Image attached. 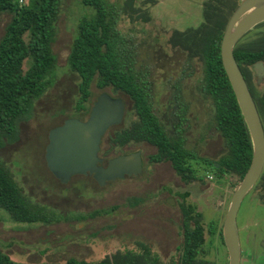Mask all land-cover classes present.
Segmentation results:
<instances>
[{"label":"rangeland","instance_id":"obj_1","mask_svg":"<svg viewBox=\"0 0 264 264\" xmlns=\"http://www.w3.org/2000/svg\"><path fill=\"white\" fill-rule=\"evenodd\" d=\"M111 1L120 4L123 0ZM202 1L155 0L151 4L137 0L142 5L137 15L146 16L148 21H133L134 11L129 17L121 14L116 24L126 40L127 52H130L129 41L136 23L138 28L148 30L149 37L156 30L162 34L160 37H165V30L172 26L183 29L199 24ZM91 11L92 6L80 0H60L52 41L56 55L52 83L35 98L29 112L16 120L15 137H4L0 144V160L8 167L22 192L31 201L47 205L62 218L52 222L16 221L0 207V249L16 260L30 262L61 263L71 256L91 261L104 257L122 260L127 254L134 255L135 261H143L145 257L140 243H145L159 261L170 264L176 260L182 242L179 203L182 201L180 193L186 189L189 191L186 201L192 202L202 213L205 225L203 255L217 264H226V247L217 232L214 236L209 233L208 226L213 219L220 226L222 224L235 188L227 175L213 176L207 182L196 179L184 182L175 176L172 179L163 163L158 164L154 173L146 168L142 174L99 184L87 173H76L62 180L49 170L44 157L49 129L66 116L83 117L77 111L81 109L76 106L80 96L79 75L69 68L67 57L79 19ZM9 18V12L0 15V36ZM143 36L148 39V33ZM263 44L264 21L249 29L236 43L249 48ZM252 82L256 90L264 91V78L257 81L253 76ZM90 91L89 100L92 101L97 94L95 81L91 82ZM210 144L205 153L216 159L226 149L218 130ZM201 171L206 172L205 169ZM263 194L264 184L259 181L245 194L237 212L241 248L248 247L251 255L250 260L242 255V264L264 261ZM168 197L171 201L167 200ZM218 201L219 207L216 206ZM95 209L101 211L93 215L71 216Z\"/></svg>","mask_w":264,"mask_h":264},{"label":"trees","instance_id":"obj_2","mask_svg":"<svg viewBox=\"0 0 264 264\" xmlns=\"http://www.w3.org/2000/svg\"><path fill=\"white\" fill-rule=\"evenodd\" d=\"M80 1L91 5L92 11L79 19L67 60L69 68L79 75L80 96L77 106L83 108L85 100L90 95V84L93 80L99 85L112 82L129 89V67L125 66V61L119 57L129 52L124 35L116 24L121 14L129 17L142 5L137 3V0H123L120 4L111 0ZM146 1L152 4L155 0H142V3ZM236 5L237 0H203L202 20L199 24L180 31L187 41L191 40L190 42L199 50L203 84L211 93L216 105V124L226 145L225 151L216 161L209 162V170L214 178L227 175L233 186L237 185L251 159L249 133L220 55L223 29ZM59 7L60 0H0V15L3 12L10 13L4 32L0 36V144L4 137L8 139L15 137L16 120L29 112L35 98L52 83L56 63L52 41ZM145 18L147 17L144 16ZM188 43L185 46L193 47ZM234 55L248 82L259 113L264 118V91L256 90L250 78V64L258 59L264 60V44L256 48L235 44ZM141 116L142 120H145V116L143 114ZM156 138L160 153L166 152L165 139L160 136ZM169 154L176 172L183 181H190L197 176L183 164L188 157L186 150L177 149L176 152ZM259 181L264 184V167L255 185ZM188 194L189 191L186 189L180 193L183 237L178 247L177 258L170 264H217L215 260L203 255L205 225L202 213L192 202L186 201ZM216 206H220L219 201ZM0 207L16 221L52 222L61 217L47 205L31 201L1 160ZM100 211L101 209H95L71 216L93 215ZM208 231L212 236L217 232L223 243L221 226L217 220L209 221ZM140 244L145 257L143 261H135L134 255L132 257L127 254V258L122 260L104 257L91 261L71 256L61 263L30 262L16 260L0 249V264H165L159 261L156 255L151 254L147 244Z\"/></svg>","mask_w":264,"mask_h":264},{"label":"flooded vegetation","instance_id":"obj_3","mask_svg":"<svg viewBox=\"0 0 264 264\" xmlns=\"http://www.w3.org/2000/svg\"><path fill=\"white\" fill-rule=\"evenodd\" d=\"M139 10L137 8L132 20H147L137 15ZM136 24L132 28L129 41L130 52L119 56L125 61V66L129 67V89L112 82L99 85L93 80L97 94L92 101L88 97L84 102L85 106L77 110L83 117H76L86 119L94 101L102 92L118 98L122 101V116L120 120L109 124L100 137L98 155L103 158V164L112 156L140 151L142 172L139 174L146 168L154 173L158 164L165 163L167 171L172 174L171 178L175 176L182 181L172 164L169 152L184 149L188 157L183 164L191 173L197 175L193 179L207 182L213 177L209 162H215L216 158L205 152L215 139L218 128L215 119L216 105L203 84L199 50L180 33L186 27L182 29L172 26L165 30V37H160L162 34L156 30L149 37L148 30L138 28ZM145 33H148V39L143 36ZM186 43L193 47L185 46ZM253 76L256 77L251 70V80ZM142 114L145 120H142ZM157 136L165 139L166 152L160 153ZM203 169L206 172L203 173ZM84 173L92 176L88 172ZM177 180L174 183L178 185ZM168 182L173 184L171 179ZM244 254L250 260L248 247L241 248V255ZM262 263L264 261L257 260L253 264Z\"/></svg>","mask_w":264,"mask_h":264},{"label":"water","instance_id":"obj_4","mask_svg":"<svg viewBox=\"0 0 264 264\" xmlns=\"http://www.w3.org/2000/svg\"><path fill=\"white\" fill-rule=\"evenodd\" d=\"M264 21V0H239L231 11L220 40V55L251 142V159L243 176L233 189L221 224L227 250L226 264H241V244L237 212L245 194L255 185L264 167V124L256 101L234 55L237 41L257 23ZM257 81L264 78V60L250 64ZM213 105V109H214ZM122 101L105 92L94 101L86 119L76 116L64 120L48 131L44 157L51 172L59 179L74 173L88 172L99 184L118 177H132L142 172L140 151L121 153L107 159L98 155L101 134L120 120ZM171 201V200H168Z\"/></svg>","mask_w":264,"mask_h":264}]
</instances>
